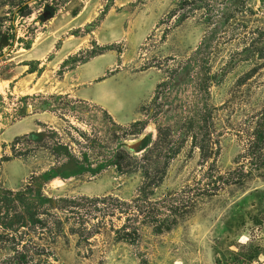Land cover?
<instances>
[{"label": "rangeland", "instance_id": "rangeland-1", "mask_svg": "<svg viewBox=\"0 0 264 264\" xmlns=\"http://www.w3.org/2000/svg\"><path fill=\"white\" fill-rule=\"evenodd\" d=\"M263 157L264 0H0V264H264Z\"/></svg>", "mask_w": 264, "mask_h": 264}, {"label": "crops", "instance_id": "crops-1", "mask_svg": "<svg viewBox=\"0 0 264 264\" xmlns=\"http://www.w3.org/2000/svg\"><path fill=\"white\" fill-rule=\"evenodd\" d=\"M67 48H68V43H65L61 46V48H59V51L67 50ZM71 49L72 50L70 52H74V51L80 49V47H77L75 43H72ZM106 54H107V52H102V53L96 54V55L90 57L89 59H86V60L80 62L74 68L68 70V72H67L68 76L74 77V84H72V86H70L67 89L66 94L70 97H74V98H78V99H82V100H88V101H92V102H97L118 123L124 124V123H126V120L122 119V118H120V116H118L117 109H115L108 102H106V100L101 99L102 98L101 96H99L101 98L91 96L90 92L87 89V85L91 82L92 79H94V78L96 79V77L98 75L101 74V77H104L106 75V73L108 75V74L114 72L111 70L115 69L116 64H114L112 61L108 62V64H107L108 66L102 72L99 71L98 68H94V67L90 66L95 60L101 58L103 55H106ZM65 58H67V55L64 57V59H62V61H64ZM89 76H90V78H89L90 80L87 79ZM44 112H46V111H42V113H44ZM34 118H35L34 122L31 124V127H30L31 130H33V128H35L34 126H39V122H43L45 124L52 123V122H49L50 116L46 117L44 115H40V116L37 115V118L36 117H34ZM24 119H25V117L23 118V120ZM15 124H17V123H13L10 126H13Z\"/></svg>", "mask_w": 264, "mask_h": 264}, {"label": "water", "instance_id": "water-1", "mask_svg": "<svg viewBox=\"0 0 264 264\" xmlns=\"http://www.w3.org/2000/svg\"><path fill=\"white\" fill-rule=\"evenodd\" d=\"M153 141H154V130L144 128V130L141 132V135L138 138L130 140L129 142L123 141L120 142L119 144L122 147H125V149L128 152L137 156L139 154L146 152L152 146Z\"/></svg>", "mask_w": 264, "mask_h": 264}, {"label": "trees", "instance_id": "trees-1", "mask_svg": "<svg viewBox=\"0 0 264 264\" xmlns=\"http://www.w3.org/2000/svg\"><path fill=\"white\" fill-rule=\"evenodd\" d=\"M210 39V37H208L206 40H204V44L206 43L207 44V42H208V40ZM204 44H202V46L204 45ZM202 46H200L199 48H198V51H200L201 50V47ZM43 136V134L42 133H40L39 131H33L32 133H30V137H31V139H33V140H38V139H40L41 137ZM194 139H195V137H194ZM197 140V139H196ZM199 140V139H198ZM201 140V142H204V143H199V142H197L198 143V147L200 148V150H201V152H202V155H203V157H207V153H205V151H206V149H207V147H206V144L208 143V138L206 139V138H202V139H200ZM262 159H264V157L262 158ZM81 168V166L80 167H76V165H69L65 170H66V172H65V174H67V172L69 171L70 173L69 174H72V173H77L78 171L77 170H79ZM68 170V171H67ZM161 180V178H159L158 179V181H157V183H155L154 181H152L151 180V182L149 183V184H147L146 185V187L147 188H151V187H154L155 185H157V184H159L158 182ZM139 197V196H138ZM115 201H118V202H120L118 199H114Z\"/></svg>", "mask_w": 264, "mask_h": 264}]
</instances>
